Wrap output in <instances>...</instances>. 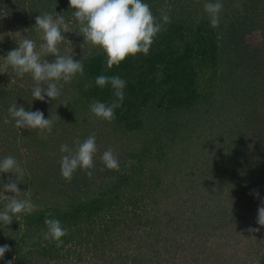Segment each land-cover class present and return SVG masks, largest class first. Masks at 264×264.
<instances>
[{
  "label": "trees",
  "instance_id": "16d2710c",
  "mask_svg": "<svg viewBox=\"0 0 264 264\" xmlns=\"http://www.w3.org/2000/svg\"><path fill=\"white\" fill-rule=\"evenodd\" d=\"M0 1L25 22L58 13L79 30L69 0ZM144 2L162 23L165 0ZM206 2L216 0H168L170 23L148 54L112 68L81 36L84 51L74 60H82L83 75L64 83L54 101L34 100L33 88L0 87V158L13 156L26 169L17 187L38 205L19 222H0V246L11 249L0 264L14 256L15 264H233L228 243L244 234L248 253L264 260V242L247 233L257 223L247 213L264 195V0H221L217 28ZM205 67L212 76L199 91ZM100 75L126 81L111 122L90 112L94 102L116 99L110 83L96 85ZM14 102L45 119L60 117L47 139L15 127L8 114ZM91 134L97 149L114 150L119 171L96 153L91 178L78 169L64 180L60 146L72 149ZM10 177L0 173V191ZM46 218L68 230L61 247L44 239Z\"/></svg>",
  "mask_w": 264,
  "mask_h": 264
},
{
  "label": "clouds",
  "instance_id": "9594fccd",
  "mask_svg": "<svg viewBox=\"0 0 264 264\" xmlns=\"http://www.w3.org/2000/svg\"><path fill=\"white\" fill-rule=\"evenodd\" d=\"M69 8L74 9L73 17L79 25L77 34L84 37V43L98 47L106 54L108 68L119 66L129 56L138 53L148 54L154 38L162 31L164 25L170 23L168 13L171 11V5L168 0H165L164 6L158 9L162 23L153 15L150 5L144 0H69ZM222 10L221 0L204 4V11L208 14L213 28L219 26ZM34 30L40 34V39L43 41L39 45L40 50L37 51L34 40L24 38L18 43L17 48L9 51L4 57L5 67L10 68L14 76L19 78L30 74L35 83L32 90L34 100L46 102L45 97H48L54 101L61 95L63 84L60 82L70 83L78 74L82 76L84 65L82 60L76 61L72 55L60 53L59 45L67 40L62 33L70 32L69 24L62 14L56 13L55 17L50 13L36 16ZM48 55L55 57L54 62L49 63L42 59V56ZM95 83L101 88L110 83L115 90L116 99L111 105L97 101L90 106V112L96 118L111 122L115 119L114 110L122 106L126 81L119 76L100 75L96 77ZM42 84L47 86L43 87ZM89 86L86 84L85 88ZM8 114L15 121L16 128L37 130L42 139L48 138L55 120L60 119L58 115L55 118L50 116L45 119L43 112L25 111V108L22 105L17 106L16 102L8 108ZM10 122L5 118L4 123ZM75 143L77 147L74 150L69 149L67 144L60 146V152L67 153L61 157L60 172L62 178L68 182L72 180L73 174L78 169L85 171V174L91 178L93 176L91 170L95 168L94 157L97 153L95 134L89 135L83 142L77 140ZM101 161L105 168L119 171V161L113 149L104 151ZM25 172L26 169L13 156L0 160V173H12L15 176V179L10 177L9 182L4 185V191L15 195L5 196L3 192L0 193V199L7 201L4 210L0 211V222L5 226L13 222V217L19 222L22 214H31L38 208L31 199L21 198L22 192L17 187ZM255 195L259 196V193L255 192ZM47 215L51 217L52 213L49 212ZM44 223L47 227V231L43 234L44 239L54 241L57 247H61L63 244L61 238L67 235L68 230L55 218H46ZM257 223L264 226V200H261L258 208ZM259 230L252 227L247 229L250 233ZM10 250L7 244L0 246V259H3L5 253ZM15 259L14 256L12 260L7 261V264H14Z\"/></svg>",
  "mask_w": 264,
  "mask_h": 264
},
{
  "label": "rangeland",
  "instance_id": "374dc122",
  "mask_svg": "<svg viewBox=\"0 0 264 264\" xmlns=\"http://www.w3.org/2000/svg\"><path fill=\"white\" fill-rule=\"evenodd\" d=\"M10 10H12L10 4L4 1H0V87L5 86L7 90L31 89L35 87V83L32 80L30 74H25L23 78L14 76L15 74L11 71V69L5 67L4 57H6L9 51L17 48L18 43L24 38L34 40L37 44V51L40 50L39 45L43 41L40 39V34H38L34 30L36 16L29 17L27 22H25L23 20L24 15H19V16L17 14L14 15L13 10L11 12ZM66 22H68L69 24L70 32L62 33V35L65 36V38L71 43H68L67 40L61 43L59 45L60 53L62 55H72L74 59V55H77V53L82 54L84 51L83 43L81 42L78 44V41L82 35L77 34L79 30L76 23H74L71 20ZM43 58L47 60L49 63L54 62L55 60V57L52 55H48L45 57L42 56V59ZM211 76H212V69L208 67H205V69L198 74L197 80H198L199 91H201L202 88L204 89L206 87L208 81L211 79ZM60 83L64 85L63 81H61ZM42 86H47V85L42 84ZM0 144H2V142H0ZM21 145H23V143H21L20 146ZM76 147H73L72 150H74ZM105 150L106 148L101 147V149H97L98 151L97 153L99 155H102ZM2 174H6V173H2ZM2 192L5 196L15 195L14 193H9L4 191V187L1 188L0 193ZM261 200H264V195H261L258 198L257 202L252 203V207H250V210L247 213L249 217L251 218L258 217V208L261 205ZM6 203L7 201L4 202V204ZM252 223L253 225L251 224L250 227L259 228L260 230L255 233H250V232L247 233L251 238L252 242H255L256 245H258L257 238L262 240V242H264V226H260L255 221L254 222L252 221ZM245 236L246 234H244L242 237L239 235L236 240H232L230 241V243H228L229 247L227 248V250L229 251L228 254L229 259L233 260V264H264V260L261 259L260 256H257L256 254L248 253V249L245 244L246 243ZM7 261L8 260L2 261V264H7ZM203 262H206V258L203 259Z\"/></svg>",
  "mask_w": 264,
  "mask_h": 264
}]
</instances>
